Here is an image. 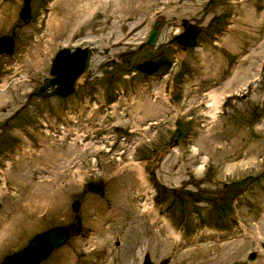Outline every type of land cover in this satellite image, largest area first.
<instances>
[{"label":"rangeland","instance_id":"obj_1","mask_svg":"<svg viewBox=\"0 0 264 264\" xmlns=\"http://www.w3.org/2000/svg\"><path fill=\"white\" fill-rule=\"evenodd\" d=\"M22 5L0 0V260L74 222L39 264H264V0H30L26 21ZM77 46L88 73L60 97L51 60Z\"/></svg>","mask_w":264,"mask_h":264},{"label":"water","instance_id":"obj_2","mask_svg":"<svg viewBox=\"0 0 264 264\" xmlns=\"http://www.w3.org/2000/svg\"><path fill=\"white\" fill-rule=\"evenodd\" d=\"M30 16V0H23V5L19 10V18L21 21H26ZM162 27L161 20H156L149 30L147 35V44L154 45L159 31ZM188 32L186 34L179 33L175 36V40L181 45L194 46L196 44V38L198 34V27L192 24H186ZM0 41H6L4 46H0V54L10 55L14 50V39L10 35H1ZM76 50L81 52V57L84 60V63L81 67V70L76 72V75L72 76L70 84L71 88L58 86V79L56 83V74L61 73V67L56 62L57 55L59 53H69L72 54ZM94 51L91 47L87 46H77L73 49L63 47L57 50L55 55L51 60L50 73L52 77L50 78V83L55 86L54 92L60 97H66L72 92L76 91L77 86L79 84V80L82 78L84 80V76L87 75L89 65L91 62V57L93 56ZM54 65V68H53ZM60 68V69H59ZM158 68V64L155 61H145L137 65V69H140L142 72H146L147 74H151ZM58 71V72H57ZM87 189L92 193H96L100 196L104 194V189L102 185L95 181H90L87 183ZM79 201H75L73 204V210L75 212L78 211ZM1 207V204H0ZM77 218L78 215L76 214ZM80 225H77L74 222L67 224H59L54 225L46 230L36 233L31 236L28 241L19 249L5 255L1 260L0 264H39L41 261L45 260L53 250L58 249L62 245H64L70 237L76 235L80 229ZM256 257L254 252L249 253L248 259L253 260ZM148 259V255L145 256V260ZM159 264H167V261H163Z\"/></svg>","mask_w":264,"mask_h":264},{"label":"bare ground","instance_id":"obj_3","mask_svg":"<svg viewBox=\"0 0 264 264\" xmlns=\"http://www.w3.org/2000/svg\"><path fill=\"white\" fill-rule=\"evenodd\" d=\"M144 1V0H143ZM146 1H151L153 3H156V0H146ZM139 9V8H138ZM259 10V9H258ZM263 11V10H262ZM81 12V11H80ZM259 12V11H258ZM260 14V13H259ZM259 14H256V16H253V15H246V19L244 21V23H248L249 25L251 26H256L258 24V17L257 15ZM261 15L262 17H264V12H261ZM76 16V15H75ZM264 19V18H263ZM262 19V20H263ZM141 24V22H140ZM261 26V24H260ZM188 32V29L186 27V31L183 33V34H186ZM123 39V38H122ZM121 39V40H122ZM260 41V40H259ZM6 43V41H0V46H4ZM260 45L262 46L263 45V41L260 43ZM258 46V45H257ZM254 48V47H253ZM258 50L257 48L255 47L254 51L249 55L247 56L246 58L243 57V59L241 60V63H240V67H242V65L244 64V61L245 60H252L254 61V58L258 55ZM59 66L61 67V73L60 74H56L54 78H56V83H57V79H58V86L60 88L62 87H67V88H71L70 84H68L71 79H72V76L76 75V72H78L79 70H81V67L84 63V60L82 59L81 57V52L76 50L74 53L72 54H69V53H64L62 55V53H59V55H57V61H56ZM253 65V62H250V66L252 67ZM250 66L248 68H250ZM52 67V66H51ZM53 68H54V65H53ZM60 69V68H59ZM244 71V70H243ZM58 72V71H57ZM245 74L247 73V70L244 71ZM243 73V72H242ZM248 74V73H247ZM83 79L81 78L79 81H82ZM4 96H6L4 93L1 94V97L0 98H3ZM216 99V98H215ZM221 99V98H220ZM219 99V100H220ZM211 100V99H210ZM137 101V100H136ZM5 104V103H4ZM3 105V104H1ZM7 105V106H6ZM6 105L5 107H0V116L3 114V112L7 109L8 107V102H6ZM213 101L211 102L210 106H213ZM178 106V105H177ZM210 116L212 118L215 117V115L213 114H210ZM41 150V149H39ZM39 150H38V153L37 155H39ZM26 155V154H25ZM136 171H138V173H140L141 175L143 174V172L141 171L140 168H136ZM0 173L2 174L3 172L0 171ZM5 186H6V183H5ZM49 201V200H48ZM259 235V234H258ZM261 236H258L256 238V240L260 239ZM255 241V239H254ZM239 244H242V241H239ZM264 250V249H263ZM147 260V259H146ZM146 260L144 259V263L146 262Z\"/></svg>","mask_w":264,"mask_h":264},{"label":"flooded vegetation","instance_id":"obj_4","mask_svg":"<svg viewBox=\"0 0 264 264\" xmlns=\"http://www.w3.org/2000/svg\"><path fill=\"white\" fill-rule=\"evenodd\" d=\"M198 37V36H197ZM182 46V45H181ZM181 48H184L183 46L181 47ZM187 48V47H186ZM75 201H78L77 199L75 200ZM74 216H75V214H74ZM76 218V217H75ZM78 225H79V223H77ZM80 225H81V223H80ZM140 264H144V258H142V262L140 263Z\"/></svg>","mask_w":264,"mask_h":264}]
</instances>
